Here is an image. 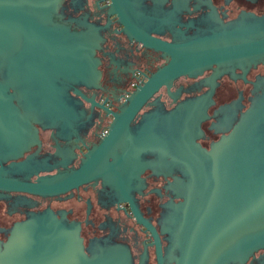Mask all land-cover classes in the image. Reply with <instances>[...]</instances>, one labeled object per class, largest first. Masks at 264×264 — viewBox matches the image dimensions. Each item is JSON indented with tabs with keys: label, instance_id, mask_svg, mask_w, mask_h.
I'll return each mask as SVG.
<instances>
[{
	"label": "water",
	"instance_id": "obj_1",
	"mask_svg": "<svg viewBox=\"0 0 264 264\" xmlns=\"http://www.w3.org/2000/svg\"><path fill=\"white\" fill-rule=\"evenodd\" d=\"M61 1L0 0V189L51 195L100 178L131 205L129 193L140 185L145 167L164 176L177 170L181 176H172L171 186L181 199L168 203L161 227L170 236V253L162 254L157 235L142 221L153 235L156 264H252L254 253L264 251V75L253 81L249 106L208 148L196 140L206 117L205 95L169 110L155 108L135 128L130 123L161 85L171 94L169 86L180 74L195 76L213 63L242 67L264 61V29L241 28L234 43L223 45L166 43L126 21L127 0H110L108 13L124 23L127 35L169 59L110 112L106 132L85 146L75 168L24 181L9 173L29 163V157L15 159L39 142L33 124L67 137L84 113L73 94L94 103L78 86H96L100 76L97 27L84 22L85 28L76 30L73 19L60 12ZM153 149L156 158L142 157ZM59 160L65 165L67 158ZM6 161L10 168L2 167ZM78 231L77 223L51 210L30 212L0 245V264H131L129 250L119 244H98L87 254ZM259 258L264 264V253Z\"/></svg>",
	"mask_w": 264,
	"mask_h": 264
},
{
	"label": "flooded vegetation",
	"instance_id": "obj_2",
	"mask_svg": "<svg viewBox=\"0 0 264 264\" xmlns=\"http://www.w3.org/2000/svg\"><path fill=\"white\" fill-rule=\"evenodd\" d=\"M110 0H62L60 12L72 18L76 30L85 28L84 22L97 27L100 39L94 49L99 60L100 76L96 86L78 88L94 103L80 95L77 108L83 109L81 122L70 129L69 135L58 136L53 128H42L34 123L39 142L31 144L15 160L29 157L22 169L11 167L10 175L24 181L37 176L75 168L85 146L95 143L106 132L112 115L120 102L150 73L168 61L161 49L145 45L127 35L124 23L115 14L108 13ZM123 15L127 22L141 28L149 36L166 43L187 44L206 41L223 45L235 42L240 29H264V0H127ZM253 17L262 18L253 21ZM264 75V61L203 68L199 74L178 75L169 86V94L161 85L145 102L131 121L135 128L143 115L155 108L169 110L176 103L200 95L206 96V117L200 121L202 134L196 139L205 148L221 135L227 134L255 94L253 81ZM87 101V102H86ZM156 133V130L153 129ZM70 149V152L57 149ZM155 149L142 153L144 159H154ZM60 158H67L65 165ZM3 168L7 161L2 162ZM140 185L129 193L128 200L118 199L114 190L100 178L73 186L58 194L41 195L21 190L0 189V245L7 240L14 223L25 220L30 212L48 209L56 217L75 222L87 254L98 244L125 246L131 264H156L152 227L158 237L163 255L170 253V236L162 232V222L169 213L168 203L177 202L171 186L172 176H181L174 170L164 176L158 170L145 167L139 174ZM139 217V219H138ZM143 221V222H142ZM264 251L254 253L249 262L258 264ZM172 255L174 252L171 253ZM165 264H171L168 260Z\"/></svg>",
	"mask_w": 264,
	"mask_h": 264
}]
</instances>
